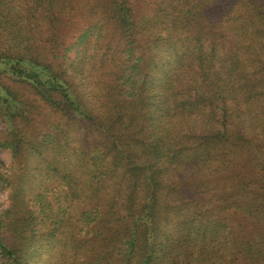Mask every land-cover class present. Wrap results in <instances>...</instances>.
I'll use <instances>...</instances> for the list:
<instances>
[{"label":"trees","instance_id":"1","mask_svg":"<svg viewBox=\"0 0 264 264\" xmlns=\"http://www.w3.org/2000/svg\"><path fill=\"white\" fill-rule=\"evenodd\" d=\"M0 121V264H264V0H0Z\"/></svg>","mask_w":264,"mask_h":264},{"label":"rangeland","instance_id":"2","mask_svg":"<svg viewBox=\"0 0 264 264\" xmlns=\"http://www.w3.org/2000/svg\"><path fill=\"white\" fill-rule=\"evenodd\" d=\"M133 1V0H131ZM137 0H134V2ZM150 1V0H146ZM76 15V17H75ZM74 15V18L70 20V23L66 27V41H74L78 38V36L81 34L83 28L87 24V19L85 15L78 10ZM65 31V32H66ZM7 128V123L0 121V136H3V132ZM0 160L5 165L7 172H11L13 169V158L10 150H0ZM19 172V171H18ZM9 192L10 189H1L0 190V207L5 208L9 204Z\"/></svg>","mask_w":264,"mask_h":264}]
</instances>
